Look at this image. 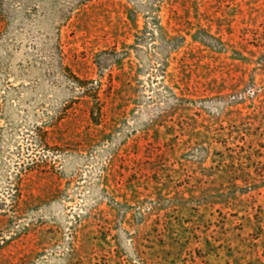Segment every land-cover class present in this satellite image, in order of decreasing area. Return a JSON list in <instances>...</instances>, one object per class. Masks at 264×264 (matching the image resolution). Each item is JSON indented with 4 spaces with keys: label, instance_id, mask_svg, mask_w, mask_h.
Segmentation results:
<instances>
[{
    "label": "rangeland",
    "instance_id": "1",
    "mask_svg": "<svg viewBox=\"0 0 264 264\" xmlns=\"http://www.w3.org/2000/svg\"><path fill=\"white\" fill-rule=\"evenodd\" d=\"M0 264H264V0H0Z\"/></svg>",
    "mask_w": 264,
    "mask_h": 264
}]
</instances>
